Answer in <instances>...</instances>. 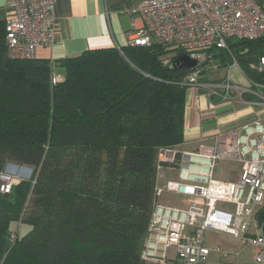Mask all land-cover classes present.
Listing matches in <instances>:
<instances>
[{"label":"trees","instance_id":"obj_1","mask_svg":"<svg viewBox=\"0 0 264 264\" xmlns=\"http://www.w3.org/2000/svg\"><path fill=\"white\" fill-rule=\"evenodd\" d=\"M5 23L0 185L10 163L33 172L0 192V264H159L143 258L159 202V151L184 141L192 70L173 68L177 50L154 42L66 57V77L52 85L49 61L8 57ZM229 44L247 76L263 83L250 64L264 54V36ZM217 51L220 65L233 62ZM21 223L29 229L18 235Z\"/></svg>","mask_w":264,"mask_h":264},{"label":"built area","instance_id":"obj_2","mask_svg":"<svg viewBox=\"0 0 264 264\" xmlns=\"http://www.w3.org/2000/svg\"><path fill=\"white\" fill-rule=\"evenodd\" d=\"M55 2L6 0L9 58L33 60L38 47L55 43ZM129 14L138 15L144 24L129 33L126 46L159 42L198 63L184 80L188 87L205 88L223 100L235 90L251 91L232 82L231 66L239 63L229 41L264 36L262 0H139ZM217 50L232 55L233 63L222 82L204 81L205 69L220 66L214 54ZM250 66L264 76V54ZM62 80L52 67L51 84ZM253 84L263 91L258 97L264 107V82ZM159 159V202L152 213L143 258L159 264H242L238 260L241 251L208 245L207 233L221 232L251 247L256 263L264 264V117L207 138L195 150L161 148ZM221 162L238 165L236 180L217 178ZM160 179L165 180L162 186ZM1 181L0 192L10 193L20 179L6 169ZM164 194L175 197L163 201ZM212 254L225 260L210 262ZM231 255L235 259L227 260Z\"/></svg>","mask_w":264,"mask_h":264},{"label":"crops","instance_id":"obj_3","mask_svg":"<svg viewBox=\"0 0 264 264\" xmlns=\"http://www.w3.org/2000/svg\"><path fill=\"white\" fill-rule=\"evenodd\" d=\"M138 1L56 0L55 43L50 47H38L36 59L49 61L55 74L60 75L64 80L66 73L65 68L60 66L62 59L88 50L126 46L129 33L144 24L141 17L129 14V9ZM7 15L6 0H0V20H5ZM216 59L219 60L218 57ZM231 64L220 65L216 70L205 69L204 81L222 82ZM221 70L225 73L220 74ZM231 73L233 84L251 91L235 90L229 99L223 100L213 96L205 88L187 89L184 141L180 146L182 149L195 150L199 142L207 138L211 139L218 133L238 129L255 119L264 117L263 103L258 97L263 91L253 84V80L247 76L240 64L231 66Z\"/></svg>","mask_w":264,"mask_h":264},{"label":"rangeland","instance_id":"obj_4","mask_svg":"<svg viewBox=\"0 0 264 264\" xmlns=\"http://www.w3.org/2000/svg\"><path fill=\"white\" fill-rule=\"evenodd\" d=\"M262 3L264 4V1L262 0ZM180 53L178 54L177 58L175 60H178L180 56ZM251 67V66H250ZM251 69H253L251 67ZM224 74L225 71L221 70L220 74ZM11 165L6 167L7 171L10 172L11 174H13L14 176L18 177L19 179H30V177H28V170L26 169V167L28 166H20L14 163H10ZM5 169V170H6ZM9 169L13 170V172H11ZM33 172V171H32ZM238 173H239V167L238 165H236V163L234 162H221L218 164V167L216 169V176L217 178L220 179H224V180H236L238 178ZM32 175V174H31ZM170 176H174V174H170ZM164 181V182H163ZM165 183V180L160 179V185L162 186ZM174 195H170V194H164L163 195V201L164 199L166 200L167 198H174ZM220 207L223 208H227L228 205L226 204H220ZM16 227V228H15ZM15 230L17 231V234L20 235L21 232H26L29 227L27 224H17L16 226H14ZM208 245L209 246H215V245H221L227 249H230L232 251L235 250H240L241 251V255L238 258V260L240 261V263L242 264H257L256 261L254 260V250L251 247H247L245 248L244 245L241 243L240 240L233 238L232 236H229L225 233H221V232H208ZM234 256H230L227 260L231 261L234 260ZM221 260H225L222 258L221 255L219 254H212L210 256V262H214V261H221ZM170 264H177L176 261H172L170 262Z\"/></svg>","mask_w":264,"mask_h":264},{"label":"water","instance_id":"obj_5","mask_svg":"<svg viewBox=\"0 0 264 264\" xmlns=\"http://www.w3.org/2000/svg\"><path fill=\"white\" fill-rule=\"evenodd\" d=\"M181 54H183V53H180V55ZM181 66H185V67L190 68L191 70H194L198 67V63L194 59H191L190 57H188L187 55L184 54V55H181L178 60H174V62L172 63L173 68L174 67L179 68ZM10 165L11 164H9L8 166H10ZM26 169L29 172L27 176L31 177L33 169L30 167H26Z\"/></svg>","mask_w":264,"mask_h":264}]
</instances>
